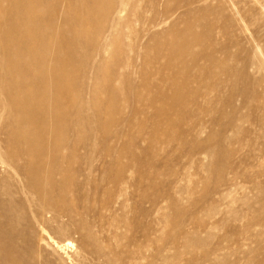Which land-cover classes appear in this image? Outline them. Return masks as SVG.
I'll use <instances>...</instances> for the list:
<instances>
[{"label": "bare ground", "instance_id": "bare-ground-1", "mask_svg": "<svg viewBox=\"0 0 264 264\" xmlns=\"http://www.w3.org/2000/svg\"><path fill=\"white\" fill-rule=\"evenodd\" d=\"M64 1L66 5L69 4V9H71V2L73 5L76 2L75 6L85 9L88 18L99 19L101 16L100 19L111 20L110 32L113 33L121 32L125 26L130 27V25L121 24L122 15L125 14L128 5H134L135 10L136 6L143 4L145 8L140 16L139 24L143 33L149 30L152 35L146 38L145 34L140 32L136 38L140 47L147 46L150 42L153 43L152 46L156 45V48L153 51L152 47L149 48L150 45L146 47V63L142 67L145 78L143 83L132 88L127 99L122 91L113 85V82L119 78L121 70L128 68L129 63L123 66V62H120L115 55L114 76L116 78L105 84L111 97L110 105L117 108L118 101L124 99L130 104L134 103L130 109L129 120L121 118L112 121V124L121 126L122 132L117 134L118 136H112L111 131L104 128V123L97 122L95 126L97 130H93L91 135H94V132L97 134L101 132V138L98 135L97 138L86 136L78 141L73 137L80 136L85 123L81 121L83 119H73L69 112L74 104L70 91L78 90V86L69 78L71 74L80 70L79 65L73 63L75 53L67 49L64 56L67 64L65 69L57 65L58 55L54 48H52L53 55L51 54L52 57L49 58L41 57L40 60L36 59L26 64H19L17 58L20 56L18 50L21 44L29 45L33 49L45 46V38L39 37L36 32L46 26L44 22L48 20V17V23H50L46 26L47 29L59 28L64 22L73 25L75 23L73 21L79 20L80 16L69 14L65 19H59L61 14L57 11L61 10V1L56 3L45 18H36L35 14L41 9L42 0H0V264H27L28 256L47 248L65 252L73 246L70 241L72 237L79 240L82 254L85 255L88 253V251L84 253L86 241L91 239L95 244L101 239H98L101 236L97 234V230L103 228L102 225L100 228L98 226L101 222L104 224L106 217L110 222V226L108 223L107 226L111 228V231L108 230L111 232L114 245L116 242L120 244L119 240H126L125 244L117 245L114 256L116 262H113L133 263L134 258L138 256L145 264L148 248L145 222L150 216L147 206L161 209L160 202L163 200V203L170 204L175 208V212L180 214L179 207L183 204L182 196L187 194V191H184L181 197L177 193L173 195L175 198L171 197V199L169 197L160 199L157 195L150 197L151 184L144 173L143 165L140 166V164L147 162L148 167L151 168V164L159 161L151 145L160 144L159 135L164 134L169 137L168 143L180 142L179 150L188 153L186 157L193 168L196 167L198 171L208 173L211 171L212 167L209 164L205 165L199 159L201 156L212 159L216 155L217 150L213 146L216 134L212 132L207 138L201 139L207 130L206 125L190 122L179 129L178 122L182 118V113L186 115L185 118L189 116L193 119L197 118V111L201 105L218 106L223 103L211 98L199 105L198 101H194L195 97L190 95L189 83H198L205 78L206 74H210V66L207 67L206 62L212 61L215 57L214 54L193 51L206 38H210L213 32V29L206 25L204 28L202 26L203 32L198 34L195 24L198 18L204 19L210 14L216 13L223 16L226 3L234 10L236 7L231 0H210L219 5L213 9L209 8L210 4H207L209 0H204L205 4L198 10L193 7L186 10L189 14L178 15L181 9L191 7L193 0H176L179 6L174 8L162 4L161 0H88L86 3L83 0ZM255 3L258 4L257 0ZM148 12L155 14L152 20L145 19V13ZM192 13L194 14L189 16ZM225 21L226 30L229 31L235 25L236 27L244 26L245 17L238 12L237 16L233 14V18L225 15ZM177 22L183 23L184 28H178ZM98 33L102 34L103 31ZM166 35H172L176 39L166 44L162 41ZM54 38L62 43V47H65L67 42L63 40V35L55 34ZM109 39L105 37L102 44L95 48L94 56L100 57L107 50L106 47L111 43ZM123 45L126 44H117L118 47ZM226 53L224 52V55ZM149 58L154 61L147 63L151 60ZM130 60V58L127 59V61ZM145 70H152L150 76H146ZM220 85V83L219 86L215 85L213 90L220 92ZM87 91L93 100L89 89ZM144 91L145 97L141 95ZM188 104L191 108L187 106ZM74 106L80 116L89 111V108L84 111V104L81 106L74 104ZM100 106L101 104H94L95 108ZM140 115L147 119L141 125L137 123ZM131 129L144 132L143 135L148 136V139L142 144L135 145L134 148L123 146L115 155L108 143L127 135ZM232 130L225 143L229 142L234 134H244L237 124ZM98 139L102 150L95 153ZM81 150L85 153L83 154ZM123 153L129 155L127 162H122ZM218 153L221 154L219 151ZM134 174H137V179ZM237 176L235 173V177ZM179 188H181L180 185ZM229 188L222 194L217 193V196L225 200V197L231 194L229 191H232L233 185L229 184ZM130 189L134 191L132 194H129ZM175 190L178 191V184ZM117 193L119 198L124 197L125 200L116 197ZM103 199L107 200L105 218L98 209L89 211L94 208V204ZM132 201L137 204L136 213L140 217L139 232L142 236L138 240V245L134 243L137 245L135 252L132 251L133 244L129 238V234L134 229L128 216L131 213L130 202ZM214 212H216L215 209L208 210L209 214ZM132 213H134L133 210ZM22 226L23 228L20 229ZM247 230L244 231L247 232ZM102 232L100 235L103 234ZM184 234L186 245L192 242L197 245L202 243L194 231L192 238H188L187 232ZM21 243L24 245L19 247ZM95 249L98 250V247ZM100 250H103L102 247Z\"/></svg>", "mask_w": 264, "mask_h": 264}, {"label": "rangeland", "instance_id": "rangeland-1", "mask_svg": "<svg viewBox=\"0 0 264 264\" xmlns=\"http://www.w3.org/2000/svg\"><path fill=\"white\" fill-rule=\"evenodd\" d=\"M58 1H61L62 5L61 10L57 11L61 14L59 19H65L69 14H78L80 19L73 21L75 22L73 25L64 22L60 24L59 28L47 29L46 26L50 23H48V17V20L44 22L46 26L36 32L39 37L45 38V46L33 49L29 45L21 44L20 50H18L20 56L17 60L19 64H26L36 59L40 60L41 57L48 56L47 58H49L52 57L54 51L52 48H54L58 55L56 62L59 63L57 65L65 69L67 64L64 56L67 49L75 53L73 63L79 65L80 70L71 74L69 78L73 84L78 86V90L73 89L70 93L74 98V104L80 106L84 104V111L86 108H89V111L80 116L74 104L69 110L73 119H83L81 121L85 123L84 128L80 131V136H74L73 139L81 141L86 136L97 138V135L101 138V132L98 134L94 132V135H91L93 130H97L95 127L97 122L104 123V128L111 131L112 136H118L117 134L123 129L117 124H112V121L131 118L130 109L134 103L130 104L125 99L135 85L143 83L145 77L142 74L144 72L142 67L146 63V47L150 45L149 48L152 47L153 51L156 48V45L152 46L153 43L150 42L142 48L136 38L140 32L145 34L146 38L152 35L149 30L143 33L139 24L145 6L143 4L139 7L136 6L134 10V5H128L125 14L122 15L121 24L130 25V27L125 26L121 32L113 33L110 32L111 20L100 19L101 16L99 19L88 18L85 9L75 6L76 2L74 5L71 2V9H69V4L66 5L64 0H42L41 9L36 12L35 17L45 18ZM83 1L84 3L88 2V0ZM231 1L236 10L226 3V11L223 16L216 13L206 16L204 19H199L196 16L198 19L195 18V20L197 19L195 29L198 34L203 32L201 30L206 25L210 26L213 32L210 38H206L193 51L214 54L215 57L212 61L206 62V66H210V74H206L205 78L198 83H189L190 95L195 97L194 101H198L199 105L211 98L223 103L218 106L201 105L197 111V118L193 119H190L189 116L185 118L186 115L182 113V118L178 122L179 129L190 122L206 125L207 130L201 139L207 138L212 132L216 134L213 144L217 150L216 155L212 159H205L204 156L199 159L205 165L209 164L212 167L211 171L208 173L198 171L196 167L193 168L190 160L186 157L188 153L179 150L180 142L168 143L169 137L164 134L159 135L160 144L153 143L151 145L153 152L157 153L159 161L151 164V168L148 167L147 162L140 164V166L143 165L144 173L148 176L151 184L150 197L157 195L160 199L163 197L171 199V197L175 198L173 195L178 193L180 196L187 191V194L182 196L183 204L179 207L180 214H177L175 208L170 204L166 202L164 204L163 200L162 203L160 202L162 210L154 209L151 205L147 206L150 216L145 222L148 232L145 264H264V0H257L258 4L255 3V0ZM161 2L169 8L179 6V2L177 3L176 0H161ZM204 4V0H193L192 6L181 9L182 11L178 12V15L189 14L186 12L187 9L194 7L198 10ZM207 4H210L209 8L219 7L216 2H210V0ZM238 12L245 17L244 26L236 27L235 25L234 28L227 31L225 15L228 18H233V14L237 16ZM145 14V19L152 20L155 17L152 12ZM177 20L179 19L177 18ZM177 23L178 28H184L183 23ZM98 31H103V33L100 34ZM55 34L63 35V40L67 42L65 47L61 46L60 41L55 40ZM105 37H109L111 42L106 47L107 50L100 57L94 56L95 48L102 44ZM175 39L172 35H166L162 41L168 44L174 42ZM119 43L126 45L118 47ZM224 52H228V54L224 55ZM115 55L118 56L120 62H123V66L125 63H129L128 68L121 70L119 78L113 82V85L117 86L125 95L124 100L118 101L117 108L110 105L111 97L105 88L106 83L116 78L114 76V72H116ZM128 58L131 60L127 61ZM150 61L154 60H148L147 63ZM202 63L204 64V62ZM192 72L195 71L192 70ZM150 73L152 70L147 71L146 76H150ZM219 83L221 84L220 92L214 91L213 87L219 86ZM88 89L93 95L94 101L91 99ZM145 94V91L141 93L144 97ZM94 104H101V106L95 108ZM213 104L215 103L213 102ZM187 106L191 108L190 104ZM137 121L141 125L147 119L140 115ZM236 124L244 131V134H234L233 140L225 143L224 141L231 135L233 126ZM143 134L144 132L141 133L138 129H131L127 135L121 136L118 140H112L108 145L116 155L118 149L123 146L134 148L135 145L142 144L144 140L148 139V136ZM220 142L221 144H219ZM96 145L98 148L96 147L95 153L101 152L102 147H100L99 139ZM81 151L83 154L85 153L83 150ZM123 156L122 162H127L129 155L123 153ZM235 173H237V177H235ZM134 177L137 179V174H134ZM177 184L178 191L175 190ZM229 184L233 185L232 191H229L231 194L226 196L225 200L221 199L217 193L222 194L227 191ZM128 191L129 194L134 192L133 189ZM117 195L118 193L116 197H118ZM119 199L125 200L124 197ZM106 202L107 200L104 199L97 202L94 204V208L89 211L98 209L105 218ZM130 207L129 222L134 229L129 234V238L133 244L132 251L135 252L138 240L142 237L139 232L140 217L136 213L137 204L134 201L130 202ZM209 209H215L216 212L209 214ZM121 214L123 215L122 212ZM102 223L98 227L100 228L102 225L103 228L98 229L99 233L97 232V234L101 236L98 239L104 240L99 239L95 244L91 239L86 241L87 246L84 247V253L88 251L87 254H82L79 240L72 237L70 238L73 243L72 248L65 252L55 251L52 248L37 251L27 257V264H120L114 263L116 262L114 256L117 245L125 244L126 240H119L120 244L116 242L114 245L107 217L104 219V224ZM22 228L23 226L20 229ZM246 229H248L247 232L244 231ZM193 231L197 233L196 235L202 240V243L197 245L192 242V244L186 245L184 233L187 232L188 238H192ZM100 232L103 234L100 235ZM23 245L21 243L19 247ZM94 246H97L98 250ZM101 247L105 250L104 252L100 250ZM98 251L100 252L97 256ZM134 260L133 263L129 261L124 263L144 264L138 256ZM218 260L220 262H216Z\"/></svg>", "mask_w": 264, "mask_h": 264}]
</instances>
